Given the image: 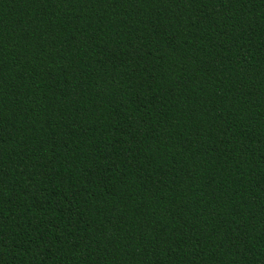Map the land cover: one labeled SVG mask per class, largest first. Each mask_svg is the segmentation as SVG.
Returning a JSON list of instances; mask_svg holds the SVG:
<instances>
[{
	"label": "trees",
	"instance_id": "16d2710c",
	"mask_svg": "<svg viewBox=\"0 0 264 264\" xmlns=\"http://www.w3.org/2000/svg\"><path fill=\"white\" fill-rule=\"evenodd\" d=\"M0 264H264V0H0Z\"/></svg>",
	"mask_w": 264,
	"mask_h": 264
}]
</instances>
